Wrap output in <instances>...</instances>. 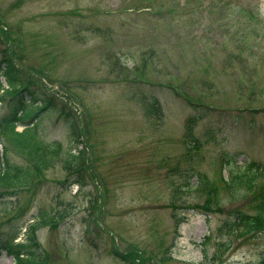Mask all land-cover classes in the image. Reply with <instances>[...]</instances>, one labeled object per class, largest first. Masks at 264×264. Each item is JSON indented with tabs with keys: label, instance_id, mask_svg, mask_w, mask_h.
<instances>
[{
	"label": "rangeland",
	"instance_id": "rangeland-1",
	"mask_svg": "<svg viewBox=\"0 0 264 264\" xmlns=\"http://www.w3.org/2000/svg\"><path fill=\"white\" fill-rule=\"evenodd\" d=\"M3 56L52 103L37 135L62 148L0 188L1 236L31 224L43 264H263L264 229L229 228L264 190V0H0ZM249 162L253 189L227 184Z\"/></svg>",
	"mask_w": 264,
	"mask_h": 264
},
{
	"label": "trees",
	"instance_id": "trees-1",
	"mask_svg": "<svg viewBox=\"0 0 264 264\" xmlns=\"http://www.w3.org/2000/svg\"><path fill=\"white\" fill-rule=\"evenodd\" d=\"M1 75L5 77L8 87L3 89L0 101L2 103L8 99L10 110L0 117V142H4L2 157L0 158L2 159L0 161V188L1 191H5L25 187L38 179L43 169L52 166L61 152L62 145L60 142H46L37 135L39 117L37 120L35 118L51 103L49 100L39 97L16 71L14 64L7 56L0 59ZM27 102L29 104L25 106ZM196 120L197 117L192 116L186 121L184 134L186 143L193 142L194 144L197 142L192 131ZM17 123L25 125L23 130L15 129ZM193 144L189 147H193ZM8 147H15L20 152H24L31 161L27 163V166L14 165L7 157ZM70 149L67 151L69 157L65 160L66 165L69 169H73L71 172L76 173L75 171H77V182L84 183L83 155L80 152L72 153ZM257 174L258 170L252 167V162H249L245 166L230 172L228 182L232 188L244 186L253 189L257 183ZM252 202L253 206L250 211L240 210L235 213L236 221L229 228L231 233L237 229V235L240 236L264 229V190L260 191V194H257ZM63 216L64 213H60L49 217L51 221H57ZM232 225L236 227L234 230ZM31 227L30 224L24 231L23 238L19 241L16 239L21 232L20 230L7 236L0 235V253L5 251L8 255H12L13 264H43L39 254V245L36 244V238ZM262 263L264 264V258Z\"/></svg>",
	"mask_w": 264,
	"mask_h": 264
}]
</instances>
